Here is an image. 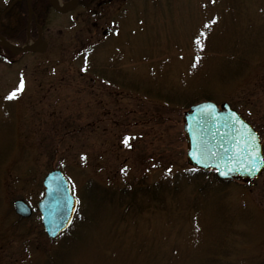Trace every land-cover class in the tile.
<instances>
[{"label":"rangeland","instance_id":"obj_1","mask_svg":"<svg viewBox=\"0 0 264 264\" xmlns=\"http://www.w3.org/2000/svg\"><path fill=\"white\" fill-rule=\"evenodd\" d=\"M41 28L47 47L0 57V264H264V172L198 174L183 123L229 103L264 146V0H97ZM53 169L79 206L51 239L37 205Z\"/></svg>","mask_w":264,"mask_h":264},{"label":"water","instance_id":"obj_2","mask_svg":"<svg viewBox=\"0 0 264 264\" xmlns=\"http://www.w3.org/2000/svg\"><path fill=\"white\" fill-rule=\"evenodd\" d=\"M49 1L62 13L73 10L79 3V0L65 4L60 0ZM0 40L14 53L36 50L42 44L38 42L14 50L1 34ZM43 43L46 46L47 43ZM183 122L190 165L207 172L215 171L221 180L244 183L256 180L264 172V146L259 133L228 103L221 106L212 101L194 104L185 112ZM42 183L44 195L37 209L45 232L54 239L72 225L78 210V199L60 169L49 171ZM14 209L23 217L33 213L32 207L20 199L14 202Z\"/></svg>","mask_w":264,"mask_h":264},{"label":"trees","instance_id":"obj_3","mask_svg":"<svg viewBox=\"0 0 264 264\" xmlns=\"http://www.w3.org/2000/svg\"><path fill=\"white\" fill-rule=\"evenodd\" d=\"M65 1V0H64ZM97 0H81V4L84 5H91V2H96ZM32 8L36 12V19L34 18L32 20L31 26H32V37L36 38L38 35V27H43L45 24V21L48 16V12L51 9V5L49 0H33L32 2ZM37 20V22H36ZM27 25H28V5L27 3L22 1H17L12 7H10L5 13H3V10L0 9V32L1 34L10 41H18L20 44H23L27 39ZM18 55L11 52L8 48L2 46L0 43V57L4 58L5 60H15V58ZM198 174L203 173L204 175H210L208 173H205L201 170H198ZM186 178H190L189 175H184L182 177H176L177 180L172 182V186L177 190L179 184L182 182L179 181V178L182 180ZM185 178V180H186ZM216 178V177H215ZM217 179V178H216ZM134 190L136 192H134ZM164 187L158 183L156 186L153 187H145L144 184L139 188H131L130 194L132 195L131 203L133 204V200L135 197L137 198V192L149 194L152 196L153 199L159 200L162 193H163ZM123 195L122 197H124ZM135 202V200H134Z\"/></svg>","mask_w":264,"mask_h":264},{"label":"flooded vegetation","instance_id":"obj_4","mask_svg":"<svg viewBox=\"0 0 264 264\" xmlns=\"http://www.w3.org/2000/svg\"><path fill=\"white\" fill-rule=\"evenodd\" d=\"M17 1H22V0H11L10 1V5L7 7V8H3V13H5L10 7H12ZM26 3H27V5H28V25H27V30L29 31V33H30V27H31V23H32V20L35 18L36 19V12L33 10V8H32V2H33V0H24ZM66 1H69V0H65V2ZM111 2L112 1H114V0H110ZM80 4H81V1H80ZM79 4V5H80ZM92 4H94V2H91V5ZM51 5V4H50ZM51 9H54V7L51 5ZM55 10V9H54ZM36 22H37V20H36ZM42 30V29H41ZM42 33V32H41ZM27 35H28V37H30L31 38V34H28L27 33ZM43 35V34H42ZM40 37V30H39V32H38V38Z\"/></svg>","mask_w":264,"mask_h":264},{"label":"snow or ice","instance_id":"obj_5","mask_svg":"<svg viewBox=\"0 0 264 264\" xmlns=\"http://www.w3.org/2000/svg\"><path fill=\"white\" fill-rule=\"evenodd\" d=\"M207 26V25H206ZM195 43L196 44H200V37H196L195 39ZM195 66V65H194ZM23 87V80H21V84H20V87L17 88L16 90H14L12 93H10L8 96L5 97L6 100H11V99H15L16 98V95H17V92L20 90V88ZM124 143L126 146H130L128 145V137H125V140H124Z\"/></svg>","mask_w":264,"mask_h":264},{"label":"bare ground","instance_id":"obj_6","mask_svg":"<svg viewBox=\"0 0 264 264\" xmlns=\"http://www.w3.org/2000/svg\"><path fill=\"white\" fill-rule=\"evenodd\" d=\"M9 46H10L12 49L17 50L16 45H14L13 43H10Z\"/></svg>","mask_w":264,"mask_h":264}]
</instances>
